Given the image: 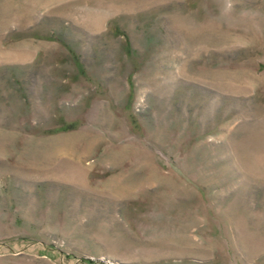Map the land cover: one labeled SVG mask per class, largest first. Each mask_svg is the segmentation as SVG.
<instances>
[{"label":"rangeland","instance_id":"374dc122","mask_svg":"<svg viewBox=\"0 0 264 264\" xmlns=\"http://www.w3.org/2000/svg\"><path fill=\"white\" fill-rule=\"evenodd\" d=\"M0 264H264V0H0Z\"/></svg>","mask_w":264,"mask_h":264}]
</instances>
